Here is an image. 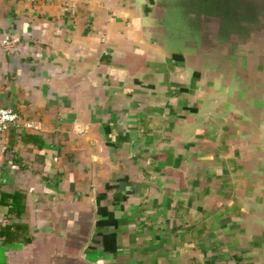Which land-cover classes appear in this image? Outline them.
<instances>
[{
  "label": "crops",
  "instance_id": "obj_1",
  "mask_svg": "<svg viewBox=\"0 0 264 264\" xmlns=\"http://www.w3.org/2000/svg\"><path fill=\"white\" fill-rule=\"evenodd\" d=\"M144 1H0V264H264L256 93Z\"/></svg>",
  "mask_w": 264,
  "mask_h": 264
},
{
  "label": "water",
  "instance_id": "obj_2",
  "mask_svg": "<svg viewBox=\"0 0 264 264\" xmlns=\"http://www.w3.org/2000/svg\"><path fill=\"white\" fill-rule=\"evenodd\" d=\"M245 1L258 6L264 5V0ZM148 2L145 0L143 5L152 13L150 18H153L152 20L155 22V30L158 31L159 37L164 40L163 44L166 46L167 44L173 45L181 38V51L177 52V56L182 63L191 62V74H195L197 79L201 80L204 77L202 74L204 69H208L209 66V69L216 74L217 72H219V75L223 73L219 59L216 61L214 57H211L208 61L211 50L207 52L206 41L211 35H216L214 29L218 26V23L213 21L215 18L212 19L214 16L213 13L215 12L213 8L206 12L202 0H181L180 6L184 10L182 23L185 27L182 28L181 18L173 20L170 16V19H167L166 12L170 10L172 2L167 3L164 0H149ZM177 30L182 31L179 33ZM262 39L263 40L258 44H253L254 46H251L255 48L258 53L254 58H250L249 61L246 62L247 65L246 63L243 65L244 72H241V76L236 80V83L238 82L237 84L240 83L242 86L245 85L247 87L244 86V89L247 88L249 91L252 90L251 92L256 93V106L264 113V38ZM253 48H251V50H253ZM207 63L210 64L207 65Z\"/></svg>",
  "mask_w": 264,
  "mask_h": 264
},
{
  "label": "flooded vegetation",
  "instance_id": "obj_3",
  "mask_svg": "<svg viewBox=\"0 0 264 264\" xmlns=\"http://www.w3.org/2000/svg\"><path fill=\"white\" fill-rule=\"evenodd\" d=\"M202 3L206 12L212 8L215 10L212 19H217L213 21L218 23L216 29L212 28L216 35L206 41L207 52L211 50L208 61L211 57L220 60L223 73L219 75L216 71L218 77L226 81L238 80L244 72L243 65L258 53L251 46L264 38V5L245 0H202Z\"/></svg>",
  "mask_w": 264,
  "mask_h": 264
},
{
  "label": "built area",
  "instance_id": "obj_4",
  "mask_svg": "<svg viewBox=\"0 0 264 264\" xmlns=\"http://www.w3.org/2000/svg\"><path fill=\"white\" fill-rule=\"evenodd\" d=\"M0 1L18 3V2H36L38 0H0ZM4 43H6V41H4ZM18 122H19V117L13 109L0 107V135L10 131L11 129L16 128ZM24 127L25 129H29L31 128V125L27 124Z\"/></svg>",
  "mask_w": 264,
  "mask_h": 264
},
{
  "label": "rangeland",
  "instance_id": "obj_5",
  "mask_svg": "<svg viewBox=\"0 0 264 264\" xmlns=\"http://www.w3.org/2000/svg\"><path fill=\"white\" fill-rule=\"evenodd\" d=\"M149 0H147L148 2ZM166 1L167 3L169 2H172V6H170V10L166 12V15H167V19L169 20L170 19V16L173 20H178L181 18V26L182 28H185L184 27V24L182 23V17L184 15V10L183 8L180 6L181 4V0H164ZM149 3V2H148ZM175 26V25H174ZM176 28V27H174ZM179 33L182 31V30H177ZM190 39V37H189ZM188 40V39H187ZM189 41V40H188ZM180 43H181V38H179L177 40L176 43H174L173 45L172 44H167V48L170 49V51H175V52H178V51H181V48H180ZM172 47V48H169V47ZM217 88L220 92L222 87H219L217 85Z\"/></svg>",
  "mask_w": 264,
  "mask_h": 264
}]
</instances>
